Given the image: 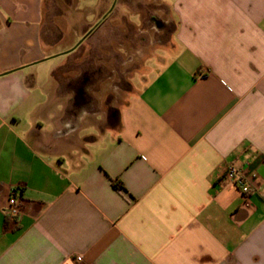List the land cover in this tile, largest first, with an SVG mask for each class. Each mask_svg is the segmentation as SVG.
Returning a JSON list of instances; mask_svg holds the SVG:
<instances>
[{"label":"crops","instance_id":"crops-1","mask_svg":"<svg viewBox=\"0 0 264 264\" xmlns=\"http://www.w3.org/2000/svg\"><path fill=\"white\" fill-rule=\"evenodd\" d=\"M44 1L0 0V264H264V0H136L158 43L117 110L97 67L44 84Z\"/></svg>","mask_w":264,"mask_h":264},{"label":"rangeland","instance_id":"rangeland-1","mask_svg":"<svg viewBox=\"0 0 264 264\" xmlns=\"http://www.w3.org/2000/svg\"><path fill=\"white\" fill-rule=\"evenodd\" d=\"M135 13L136 0H45L43 40L50 46V58L39 65L46 68L41 72L44 84L50 86L58 77L83 81L88 74L81 70L91 65L105 82L97 93L112 100L113 110L122 107L158 43L153 23L142 33ZM101 24L99 37L95 34ZM126 34L128 43L123 40Z\"/></svg>","mask_w":264,"mask_h":264},{"label":"built area","instance_id":"built-area-1","mask_svg":"<svg viewBox=\"0 0 264 264\" xmlns=\"http://www.w3.org/2000/svg\"><path fill=\"white\" fill-rule=\"evenodd\" d=\"M257 175L247 169L237 168L230 164L220 177V183L227 182L233 185L241 194L244 205H250V197L255 192L253 182ZM6 215L11 220H18L21 215V204L19 201V192L17 189L12 190L6 206Z\"/></svg>","mask_w":264,"mask_h":264},{"label":"flooded vegetation","instance_id":"flooded-vegetation-1","mask_svg":"<svg viewBox=\"0 0 264 264\" xmlns=\"http://www.w3.org/2000/svg\"><path fill=\"white\" fill-rule=\"evenodd\" d=\"M90 34H91V33H90ZM90 34H89L88 36H90ZM88 36H87V37H88ZM99 72H100V70H98V73H97V74H99ZM81 82L83 83L82 85L84 86V85H86V84H88V83L90 82V79L87 78V79H84V80L81 81Z\"/></svg>","mask_w":264,"mask_h":264},{"label":"trees","instance_id":"trees-1","mask_svg":"<svg viewBox=\"0 0 264 264\" xmlns=\"http://www.w3.org/2000/svg\"><path fill=\"white\" fill-rule=\"evenodd\" d=\"M115 187L118 188V189H122V188H123V186L120 185L119 183H118V184L116 183V184H115Z\"/></svg>","mask_w":264,"mask_h":264},{"label":"water","instance_id":"water-1","mask_svg":"<svg viewBox=\"0 0 264 264\" xmlns=\"http://www.w3.org/2000/svg\"><path fill=\"white\" fill-rule=\"evenodd\" d=\"M80 43H81V42H80ZM80 43H79V44H80Z\"/></svg>","mask_w":264,"mask_h":264}]
</instances>
